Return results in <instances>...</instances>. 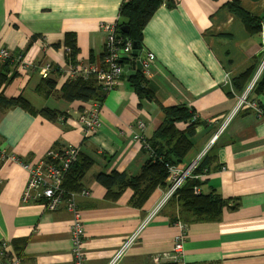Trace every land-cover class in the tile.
I'll list each match as a JSON object with an SVG mask.
<instances>
[{
    "label": "crops",
    "instance_id": "0c3cea01",
    "mask_svg": "<svg viewBox=\"0 0 264 264\" xmlns=\"http://www.w3.org/2000/svg\"><path fill=\"white\" fill-rule=\"evenodd\" d=\"M125 1L0 0V48L15 57L0 59V74L9 78L1 92L22 97L33 109L0 108V147L16 158L0 156V264L3 242L9 243L21 264H73V216L65 204L48 211L42 202L22 200L29 172L21 161H37L48 150L69 144L79 147V159L91 162L75 195L85 229L86 263L108 264L155 210L165 188L155 189L137 207L132 189L110 200L96 176L113 171L139 174L150 158L147 140L164 119L161 105L181 104L195 110L199 123L180 166L211 145L209 171L199 189L219 194L227 202L218 219L187 221L184 262L264 264L263 91L250 95L262 115L243 107L212 142L248 85L238 90L233 79L247 69L255 72L260 64L261 32H250L229 10L227 3L232 0L162 3L143 29L141 44L155 56L146 80L156 100L139 98L126 73L100 104L64 99L61 88L71 77L60 68L70 63L66 33L75 35L76 59L100 64L105 42L100 24L120 20ZM238 2L251 15L264 18V0ZM19 55L26 59V67L20 68ZM46 62L53 69L44 77L41 65ZM47 80L55 81L53 89ZM94 103L100 105V124L86 136L83 117L89 116ZM44 108L63 118H45L39 113ZM187 125L180 122L177 127L184 130ZM178 210V204L170 201L154 214L118 264H152L155 256L171 253L181 232L173 220Z\"/></svg>",
    "mask_w": 264,
    "mask_h": 264
},
{
    "label": "trees",
    "instance_id": "16d2710c",
    "mask_svg": "<svg viewBox=\"0 0 264 264\" xmlns=\"http://www.w3.org/2000/svg\"><path fill=\"white\" fill-rule=\"evenodd\" d=\"M173 0H167V6L172 5ZM164 3V0H127L119 10L120 20L118 19V33L123 42L131 41L141 50L143 29L158 9ZM229 10L241 19L245 27L250 32H260L264 24V18L255 17L245 11L238 0H232L227 3ZM128 25V31H123V26ZM66 58L75 62L78 55L76 39L73 33L65 35ZM131 61L123 60L124 64ZM254 71L247 69L238 77L233 79V84L238 90H243L245 85L250 81ZM134 91L139 98H148L156 100L154 92L147 86V80L140 71L135 75H127ZM9 81L6 74H0V108L7 109L12 106H19L28 111H32L29 103L22 97H6L2 94L3 86ZM47 86L54 88L55 81L47 80ZM264 90V74L257 84L255 91ZM254 91V93H255ZM106 92L99 86L93 76L85 79L80 76L70 77L61 88V96L69 101H95L99 104L104 99ZM161 110L164 119L157 130L148 138V147H150V158L142 166L140 173L132 176L126 172L113 171L109 174L99 173L96 180L106 187V197L110 200H116L122 192L128 188L133 190L132 203L141 207L158 187L166 186V179L169 174V166H180L183 159L192 147L191 137L195 134V128L199 123L195 110L184 104L174 106H163ZM39 113L49 120L63 118V114L49 109H41ZM188 124L184 130L177 127L178 123ZM208 153L201 160L195 170V174H205L208 172ZM91 162L85 159H79L68 170L63 187L69 193L80 191L79 181L83 178ZM203 181L198 178L187 179L186 183L178 192L169 200L179 206V210L174 215V222L181 220L184 224L187 221L215 220L222 214L227 202L216 193H199L195 189L200 187ZM168 202V203H169ZM167 203V204H168Z\"/></svg>",
    "mask_w": 264,
    "mask_h": 264
},
{
    "label": "built area",
    "instance_id": "2783aa9c",
    "mask_svg": "<svg viewBox=\"0 0 264 264\" xmlns=\"http://www.w3.org/2000/svg\"><path fill=\"white\" fill-rule=\"evenodd\" d=\"M167 0H164L166 4ZM118 21H105L100 24L102 31L105 33L104 42V53L102 56V61L100 64L90 63L89 61L78 60L75 62L70 61L68 66L60 67L61 70L67 76H80L85 79L93 76L99 86L105 92L110 91L116 84V82L122 78L125 74L124 64L121 62V55H128L129 58L132 57L133 43L131 41L123 42L122 37L118 33ZM262 41V58L260 64L255 72L248 88L238 97L237 104L232 112V114L227 118L225 123L222 125L219 132H221L230 119L239 112L243 107H251L256 109V111L262 115V112L256 108L255 104L249 100L251 92L255 89L258 81L260 80L264 72V24L261 26ZM67 52L70 50L67 49ZM138 59L142 65V73L145 78L150 76V66L155 60V56L149 50H139ZM0 59L3 60H13L15 59L14 54L5 48H0ZM19 61L20 68L26 67V59L22 55L17 57ZM131 63V62H130ZM129 64V63H128ZM53 69V66L48 62L41 65V70L43 76L47 77L49 72ZM98 103H94L92 107L88 110L87 114L89 116L83 117L86 135H90L96 131L99 126V107ZM141 126H143L141 124ZM219 132L214 136L217 138ZM0 156L5 157L4 150L0 147ZM79 157V147L75 144H69L61 148H52L47 151L44 158L37 161L29 162L26 168L29 172V179L25 186L22 200L25 202H42L48 211H56L62 205L65 204L67 210L71 212L73 216L72 223V250H73V264H87L86 257L84 254V238L85 229L84 224L81 219L80 209L77 205L75 195L70 194L66 191L65 187L62 186L64 183L65 176L72 167V165L77 162ZM199 160L196 158L191 163L183 167H169V187L165 200L173 195L181 186L186 182V179L191 176L197 169L199 165ZM203 175H195L196 178H201ZM196 193L200 192L197 187L195 189ZM83 194V192H81ZM160 202L155 210L148 215L144 220L138 230L133 233L118 251L114 254L108 264H118L121 258L126 254V252L131 248L138 238L143 227L150 221L154 214L158 213L159 210L165 205ZM181 232L176 236L175 244L171 253H166L163 255H158L153 258L152 264H186L183 260L184 255V243L187 237V226L180 222ZM2 256L4 260L1 264H21L22 259L19 256H12L10 245L8 242H3L2 244ZM163 259H169L172 263H164Z\"/></svg>",
    "mask_w": 264,
    "mask_h": 264
},
{
    "label": "bare ground",
    "instance_id": "6f19581e",
    "mask_svg": "<svg viewBox=\"0 0 264 264\" xmlns=\"http://www.w3.org/2000/svg\"><path fill=\"white\" fill-rule=\"evenodd\" d=\"M257 68H258V67H257ZM257 68H256L255 72L257 71ZM255 72L253 73V76H254ZM263 74H264V72H263ZM263 74H262V76H263ZM253 76H252V78H253ZM262 76H261V78H262ZM252 78H251V80H252ZM261 78H260V79H261ZM259 81H260V80H259ZM259 81H258V82H259ZM250 82H251V81H250ZM250 82H248V85H247L246 89L248 88ZM257 84H258V83H257ZM256 87H257V85H256ZM256 87H255V89H256ZM246 89H244V90L240 93V95H241ZM255 89L251 92V94L254 93ZM251 94H250V95H251ZM263 94H264V90H263ZM240 95H239V96H240ZM249 100L255 104V106H256L257 109H259V107H258V105L256 104V102L252 101L251 98H250V96H249ZM259 110H260V109H259ZM260 111H261V110H260ZM261 112L263 113V111H261ZM218 132H219V131H218ZM218 132H217V133H218ZM217 133H216V134H217ZM219 133H220V132H219ZM216 134H215V135H216ZM217 137H218V136H217ZM215 139H216V138H215ZM215 139H213L212 142H213ZM147 146H148V145H147ZM210 147H211V145H207L206 148H204L199 154H197V156L195 157V159L197 158V159L201 162V160L205 157V155H206L207 152L209 151ZM148 148H149V147H148ZM1 149H3V148H1ZM3 150H4V149H3ZM206 150H207V152H206ZM4 153H5V157H4L3 159H5V158L16 159L14 155H12V154H10V153H7L6 150H4ZM17 159H18L19 161H21L20 158H17ZM195 159H194V160H195ZM21 162L23 163V165H24L25 168H26V165L29 164L28 162H23V161H21ZM191 162H192V161H191ZM191 162H190V163H191ZM200 162H199V164H200ZM187 165H188V164H187ZM184 166H186V165H184ZM198 166H199V165H198ZM169 167H171V166H169ZM173 167H177V168H179V167H183V166H173ZM26 170L28 171L27 168H26ZM195 175H200V174H195V173H193V174H192V178H195V179H196ZM201 175H203V176H202L201 178H198V179H202V178L204 177L205 174H201ZM168 177H169V174H168ZM168 177H167V179H166V186L164 187V188H165L164 196H163L161 202H163V201L165 200L166 196H167L168 187H169ZM190 178H191V176L188 177L187 179H190ZM28 179H29V177H28ZM187 179H186V181H187ZM185 183H186V182H185ZM26 184H27V183H26ZM62 186H63V184H62ZM181 188H182V186H181L178 190H180ZM178 190H177L176 192H178ZM67 192H68V191H67ZM176 192H175V193H176ZM68 193H69V192H68ZM175 193H174L173 195H171L170 197H168L167 200H165V202H164L162 205H164V204L166 205V204L169 202V200L175 195ZM70 194H74V195H76L75 192L70 193ZM165 205H164V206H165ZM164 206H163V207H164ZM163 207H162V208H163ZM162 208H161V209H162ZM161 209H160V210H161ZM160 210H159V211H160ZM180 222H182V221H181V220H178L176 223H180ZM182 223H183V222H182ZM185 225L187 226V224H185Z\"/></svg>",
    "mask_w": 264,
    "mask_h": 264
},
{
    "label": "water",
    "instance_id": "95a60500",
    "mask_svg": "<svg viewBox=\"0 0 264 264\" xmlns=\"http://www.w3.org/2000/svg\"><path fill=\"white\" fill-rule=\"evenodd\" d=\"M129 29V26L128 25H125L123 26L122 30L123 31H128ZM139 49L137 47L136 44H133V52H132V57L129 58L128 55H125V54H122L121 55V62H123V60L125 59H128L131 61V63L129 64H126L124 66V72L127 74V75H135L136 73L142 71V65H141V62L140 60L138 59L139 57Z\"/></svg>",
    "mask_w": 264,
    "mask_h": 264
},
{
    "label": "rangeland",
    "instance_id": "374dc122",
    "mask_svg": "<svg viewBox=\"0 0 264 264\" xmlns=\"http://www.w3.org/2000/svg\"><path fill=\"white\" fill-rule=\"evenodd\" d=\"M98 107H99V110H100V105H98ZM99 127V126H98ZM98 127H97V129H98ZM97 129H96V131H97ZM221 129V128H220ZM95 131V132H96ZM95 132H93L92 134H94ZM92 134H90V135H92ZM90 135H86V136H90ZM149 150H150V147L148 148ZM206 152H207V150H206Z\"/></svg>",
    "mask_w": 264,
    "mask_h": 264
}]
</instances>
